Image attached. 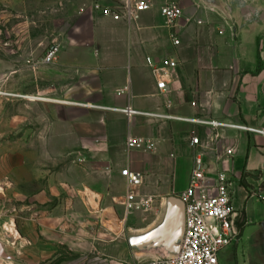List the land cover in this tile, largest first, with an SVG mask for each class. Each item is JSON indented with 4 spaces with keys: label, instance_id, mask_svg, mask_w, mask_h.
Here are the masks:
<instances>
[{
    "label": "crops",
    "instance_id": "1",
    "mask_svg": "<svg viewBox=\"0 0 264 264\" xmlns=\"http://www.w3.org/2000/svg\"><path fill=\"white\" fill-rule=\"evenodd\" d=\"M168 1L178 2L184 12L175 30L165 26L160 14V7ZM172 33L179 46L173 44ZM70 50L73 59L68 57L66 61L64 56V68L75 70L70 64L73 60L72 65L79 66L83 76L91 77L90 82L84 80L83 94H73L74 102L90 104L80 107L104 113L102 120L78 127L101 147L96 164L110 169L96 172L97 178L104 180V188H88V194L80 192L79 202L87 199L97 219L83 221L80 217L78 224L74 222L79 228L74 232L78 240L74 237L72 242L65 234L71 224H61L59 204L53 208L41 204L42 210H48L38 212L36 220L27 224L30 237L26 254L31 264H50L61 257L60 245L74 243L81 251L83 237L100 244L107 243L106 239L114 243L125 236L123 228L117 240L113 238L107 226L111 220L104 214L114 210L118 216L120 210L125 211L128 184L121 172L126 168L144 176L138 193L153 198L154 205L159 197L167 196L159 202L165 212L167 199L189 187L199 152L210 171L227 175L235 224L241 233L239 242L221 254V264H264V136L184 121H216L264 130V0H157L152 11L131 25L98 18L91 43L72 45ZM168 59L178 66L164 77L167 88L160 91L148 60L161 66ZM126 87L128 91L119 94ZM129 107L174 119L142 115L129 119L122 113ZM193 133L200 139V148L191 145ZM129 136L154 140L156 150L127 154ZM178 179L183 182L180 189H174ZM29 208L33 213L38 206ZM123 215L118 218L120 225L126 226V212ZM126 242L129 256L128 239ZM112 248L105 251L114 253ZM140 255L145 259L161 256Z\"/></svg>",
    "mask_w": 264,
    "mask_h": 264
},
{
    "label": "rangeland",
    "instance_id": "2",
    "mask_svg": "<svg viewBox=\"0 0 264 264\" xmlns=\"http://www.w3.org/2000/svg\"><path fill=\"white\" fill-rule=\"evenodd\" d=\"M97 1L0 0V242L7 254L6 258L0 256V264L32 263L26 254L30 237L27 224L36 220L38 212L48 210H42V205L53 208L59 204L60 222L71 224L65 234L71 236L72 242L74 237L79 238L74 233L79 229L74 222L78 224L80 217L83 221L97 217L87 199L79 202L80 192L88 194V188H104L105 182L97 178L96 172L110 167L96 164L95 156L101 147H96V139L84 135L78 126L102 120L104 113L84 108L90 104L74 102L91 77L83 76L79 66L72 65L73 60L70 64L75 70L64 68L62 59H73L72 45L91 43L97 19L107 18L94 8ZM57 44V61L44 66L43 58ZM77 86L80 89L76 90ZM177 182L172 185L174 189H180L183 180ZM166 197H159V202ZM157 202L151 211L126 215V226H121L118 218L125 214L123 209L118 216L114 210L107 212L104 216L111 220L107 226L113 238L123 228L124 237L100 244L83 237L81 251L74 243L60 245L62 256L50 264H131L145 259L129 240L161 224L165 212ZM32 204L38 206L33 213L28 209ZM13 224L22 236L18 241L9 230ZM109 246L114 253L105 251Z\"/></svg>",
    "mask_w": 264,
    "mask_h": 264
},
{
    "label": "built area",
    "instance_id": "3",
    "mask_svg": "<svg viewBox=\"0 0 264 264\" xmlns=\"http://www.w3.org/2000/svg\"><path fill=\"white\" fill-rule=\"evenodd\" d=\"M156 2L157 0H98L94 8L115 22L124 21L131 25L137 22L142 14L152 11ZM160 14L165 26L171 30L177 28L178 22L184 16L183 8L175 1L163 4L160 7ZM171 39L175 46L180 45L174 33L171 34ZM59 53L60 45L57 44L48 50L42 64L44 66L54 64ZM148 64L157 79L158 89L164 91L167 88L164 77L169 71L177 68L178 63L168 59L163 61L161 66L155 65L151 60H148ZM127 91L126 87L119 91V94ZM122 113L129 119L137 115L160 120L174 119L167 115L139 113L130 107L122 110ZM184 121L215 129L226 128L264 136V130L246 126L216 121ZM191 145L195 149L201 147L200 139L195 133L192 135ZM126 149L128 152H154L156 143L151 139L129 136ZM231 154L232 151H228V155ZM121 175L128 184V191L123 201L126 215L135 211H151L154 207V199L138 193L144 184V176L128 168L124 169ZM178 198L184 204L185 213V230L178 254L158 256L152 259H136L131 264H221L220 257L224 250L239 242L241 233L235 224L236 211L227 175L218 170L210 171L201 152L197 153L194 158L189 187Z\"/></svg>",
    "mask_w": 264,
    "mask_h": 264
},
{
    "label": "water",
    "instance_id": "4",
    "mask_svg": "<svg viewBox=\"0 0 264 264\" xmlns=\"http://www.w3.org/2000/svg\"><path fill=\"white\" fill-rule=\"evenodd\" d=\"M185 230L184 204L177 197H170L161 224L140 236L130 239V245L137 246L140 253H154L161 256H175L181 246ZM0 256L7 254L0 242Z\"/></svg>",
    "mask_w": 264,
    "mask_h": 264
},
{
    "label": "bare ground",
    "instance_id": "5",
    "mask_svg": "<svg viewBox=\"0 0 264 264\" xmlns=\"http://www.w3.org/2000/svg\"><path fill=\"white\" fill-rule=\"evenodd\" d=\"M53 101V100H52ZM65 104H71V105H76V106H83L81 104H76V103H69V102H63ZM93 194V193H92ZM9 230L11 231V233L13 234V238L16 239L17 241L22 239L21 234L16 230L14 224L9 227Z\"/></svg>",
    "mask_w": 264,
    "mask_h": 264
},
{
    "label": "trees",
    "instance_id": "6",
    "mask_svg": "<svg viewBox=\"0 0 264 264\" xmlns=\"http://www.w3.org/2000/svg\"><path fill=\"white\" fill-rule=\"evenodd\" d=\"M242 231V230H241Z\"/></svg>",
    "mask_w": 264,
    "mask_h": 264
}]
</instances>
